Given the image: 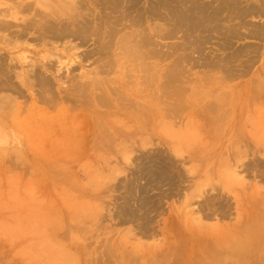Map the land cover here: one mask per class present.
<instances>
[{"label": "rangeland", "instance_id": "374dc122", "mask_svg": "<svg viewBox=\"0 0 264 264\" xmlns=\"http://www.w3.org/2000/svg\"><path fill=\"white\" fill-rule=\"evenodd\" d=\"M0 264H264V0H0Z\"/></svg>", "mask_w": 264, "mask_h": 264}, {"label": "bare ground", "instance_id": "6f19581e", "mask_svg": "<svg viewBox=\"0 0 264 264\" xmlns=\"http://www.w3.org/2000/svg\"><path fill=\"white\" fill-rule=\"evenodd\" d=\"M49 26H50V25H49ZM63 28H64V27H63ZM50 29H52V28L50 27ZM67 29H69V28H67ZM48 30H49V29H48ZM45 31H46V30H45ZM45 31H43V32H45ZM66 32H67V30H66ZM67 33H71V31H70V32L68 31ZM75 34H76V33H75ZM30 77H31V76H30ZM39 78H42V77L40 76ZM39 78H38V79H39ZM41 80H42V79H41ZM27 82H28V81H27Z\"/></svg>", "mask_w": 264, "mask_h": 264}]
</instances>
